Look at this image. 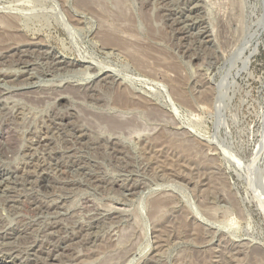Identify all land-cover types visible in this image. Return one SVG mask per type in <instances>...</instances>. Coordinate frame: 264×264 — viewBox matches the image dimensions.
Returning a JSON list of instances; mask_svg holds the SVG:
<instances>
[{
	"label": "rangeland",
	"instance_id": "374dc122",
	"mask_svg": "<svg viewBox=\"0 0 264 264\" xmlns=\"http://www.w3.org/2000/svg\"><path fill=\"white\" fill-rule=\"evenodd\" d=\"M99 1L0 0V264H264V0Z\"/></svg>",
	"mask_w": 264,
	"mask_h": 264
},
{
	"label": "bare ground",
	"instance_id": "6f19581e",
	"mask_svg": "<svg viewBox=\"0 0 264 264\" xmlns=\"http://www.w3.org/2000/svg\"><path fill=\"white\" fill-rule=\"evenodd\" d=\"M101 2L99 0H77V4L79 7L84 8V9H97L98 8H102ZM6 21V19H5ZM13 24V23H12ZM109 73V72H108ZM99 74V73H98ZM111 74V73H110ZM112 75V74H111ZM113 77V76H112ZM116 77V76H115ZM115 79V78H114ZM78 90V89H77ZM71 92V91H70ZM72 92H78L75 89H72ZM71 92V93H72ZM80 92V91H79ZM125 95V94H124ZM121 96V95H120ZM127 98V97H126ZM60 100L63 102L65 100L64 96H60ZM120 101V99H119ZM116 102V101H115ZM129 102V101H127ZM120 103V102H119ZM106 122L109 124V126H111L113 129L117 128L118 130L124 125V123L118 119L115 118H107ZM116 129V130H117ZM259 246V245H258Z\"/></svg>",
	"mask_w": 264,
	"mask_h": 264
}]
</instances>
